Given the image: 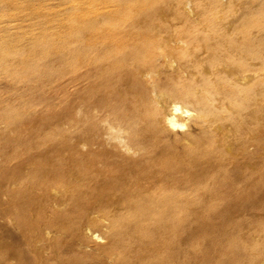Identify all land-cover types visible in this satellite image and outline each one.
<instances>
[{
	"label": "bare ground",
	"instance_id": "6f19581e",
	"mask_svg": "<svg viewBox=\"0 0 264 264\" xmlns=\"http://www.w3.org/2000/svg\"><path fill=\"white\" fill-rule=\"evenodd\" d=\"M58 1L0 0V264H264V5Z\"/></svg>",
	"mask_w": 264,
	"mask_h": 264
},
{
	"label": "rangeland",
	"instance_id": "374dc122",
	"mask_svg": "<svg viewBox=\"0 0 264 264\" xmlns=\"http://www.w3.org/2000/svg\"><path fill=\"white\" fill-rule=\"evenodd\" d=\"M50 1H51V5L54 7L55 10H59L62 12L67 9L75 7V3H61L58 0H50ZM223 1L225 2L226 0ZM256 2L257 3L260 2V4L264 5V0H260V1L256 0ZM196 10H197L196 8H191L190 6H187V8H178V10L176 8L175 9L176 15L175 13H173V11H169L168 14L164 16V18L166 17V20L169 21L172 26L182 25L183 22L180 21L179 18H177L178 16H181V14L184 16H189L191 19L194 18L196 23H200V20L199 19L197 20L195 18L196 16L194 15L196 14ZM102 12H107V10H103ZM172 44L176 46L179 44V42L175 41ZM67 79L68 76L65 80ZM58 89L59 88H57V90ZM38 98H41V103L44 105H46L47 103H54L55 105L57 104L60 105V103L62 102L61 90L51 95V97L49 95L46 96V94L41 93L38 96ZM57 110H58L57 113L60 115V117H63L62 115H64V110L58 107ZM67 129H68L67 125L60 126L58 128V133H61L63 131L67 132ZM180 135L181 133L177 134V136L179 137ZM174 136L175 135L173 134V137ZM250 151L251 153L254 152V146L250 147ZM190 219L191 218L186 219L187 227L189 229L185 233V237H186V241L184 243L185 250L190 251L194 247H197L201 251H206L213 246H216L218 248H223L229 245L231 228H232L231 226L233 221L232 219L221 216H200V218H198L196 221ZM237 221L241 222L242 218L241 217L238 218ZM95 240L98 242H103V240H98V239ZM9 243H12L13 245H17L16 241Z\"/></svg>",
	"mask_w": 264,
	"mask_h": 264
}]
</instances>
